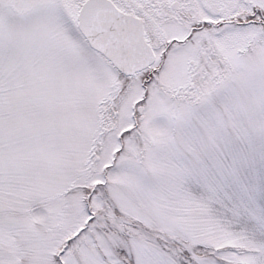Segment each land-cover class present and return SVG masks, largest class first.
<instances>
[{
    "label": "snow or ice",
    "instance_id": "snow-or-ice-1",
    "mask_svg": "<svg viewBox=\"0 0 264 264\" xmlns=\"http://www.w3.org/2000/svg\"><path fill=\"white\" fill-rule=\"evenodd\" d=\"M0 264H264V0H0Z\"/></svg>",
    "mask_w": 264,
    "mask_h": 264
}]
</instances>
